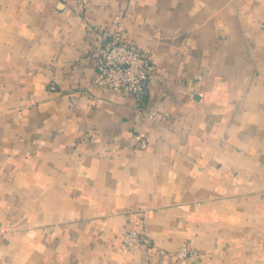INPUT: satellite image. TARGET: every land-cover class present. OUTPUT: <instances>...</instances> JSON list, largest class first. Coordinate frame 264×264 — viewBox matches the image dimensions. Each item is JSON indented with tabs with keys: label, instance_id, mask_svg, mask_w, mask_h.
I'll list each match as a JSON object with an SVG mask.
<instances>
[{
	"label": "crops",
	"instance_id": "crops-1",
	"mask_svg": "<svg viewBox=\"0 0 264 264\" xmlns=\"http://www.w3.org/2000/svg\"><path fill=\"white\" fill-rule=\"evenodd\" d=\"M116 27L139 100L92 83ZM1 227L0 264H264V0H0Z\"/></svg>",
	"mask_w": 264,
	"mask_h": 264
},
{
	"label": "built area",
	"instance_id": "built-area-1",
	"mask_svg": "<svg viewBox=\"0 0 264 264\" xmlns=\"http://www.w3.org/2000/svg\"><path fill=\"white\" fill-rule=\"evenodd\" d=\"M119 17L115 22L119 21ZM95 45L92 55L96 60V72L92 83L96 86L110 88L119 92L132 94L137 100L141 99L153 69V56L139 46L122 39L116 27L110 36L105 35L101 29H93ZM137 145L144 149L147 140L136 136ZM123 241L131 246L140 243L137 230L126 232ZM186 250L180 255L185 256Z\"/></svg>",
	"mask_w": 264,
	"mask_h": 264
},
{
	"label": "rangeland",
	"instance_id": "rangeland-1",
	"mask_svg": "<svg viewBox=\"0 0 264 264\" xmlns=\"http://www.w3.org/2000/svg\"><path fill=\"white\" fill-rule=\"evenodd\" d=\"M9 228H6V227H1L0 228V234H2V233H4L5 231H7ZM139 236H140V234H139ZM123 243H124V245L126 246V247H128V248H130V247H133V246H138L140 243H141V241H140V243L138 244V245H136V244H133V245H131V246H129V245H127L124 241H123ZM186 250L185 252V256H189V255H194V254H196L197 253V250L195 249V248H191V247H188L186 244H182V246L180 247V251L181 250Z\"/></svg>",
	"mask_w": 264,
	"mask_h": 264
}]
</instances>
